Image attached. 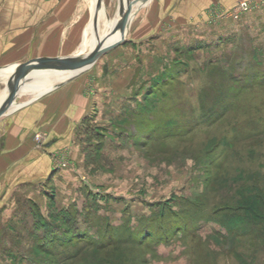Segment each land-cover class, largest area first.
Wrapping results in <instances>:
<instances>
[{"label": "rangeland", "instance_id": "rangeland-1", "mask_svg": "<svg viewBox=\"0 0 264 264\" xmlns=\"http://www.w3.org/2000/svg\"><path fill=\"white\" fill-rule=\"evenodd\" d=\"M210 11L203 31L126 33L86 77L73 137L46 150L38 134V160L0 170V264H264V0ZM41 76L17 105L57 82ZM125 238L144 242L109 247Z\"/></svg>", "mask_w": 264, "mask_h": 264}, {"label": "crops", "instance_id": "crops-1", "mask_svg": "<svg viewBox=\"0 0 264 264\" xmlns=\"http://www.w3.org/2000/svg\"><path fill=\"white\" fill-rule=\"evenodd\" d=\"M81 1L0 0V73H9L11 71L2 70L20 64L71 56L65 55L64 50L71 46L70 34L84 20ZM87 1L92 18L84 30L83 44L77 54L93 53L112 30L122 10L121 0H117L112 25L104 31L107 25L104 0ZM237 1L141 0L135 5L127 28L128 40L140 44L165 33L203 31L207 17L219 15L210 10L230 8ZM119 40L118 36L115 42ZM91 69L59 87L44 91V85L38 90L39 95L9 109L0 119V170L7 173L18 164L23 163L25 167V162L38 160L41 157L35 142L38 134H48L46 150L59 147L73 137L74 130L90 110L89 89L84 84Z\"/></svg>", "mask_w": 264, "mask_h": 264}, {"label": "water", "instance_id": "water-1", "mask_svg": "<svg viewBox=\"0 0 264 264\" xmlns=\"http://www.w3.org/2000/svg\"><path fill=\"white\" fill-rule=\"evenodd\" d=\"M140 1L123 0V17L120 24L101 43L94 54L89 56L72 55L53 59H42L36 62L20 64L12 68L11 77L7 82V89L10 95L0 105V119L8 114L9 108L17 101L25 85L34 80L39 73L52 70L71 73V76L56 86L59 87L95 66L103 55L113 50L125 40L135 5ZM116 36H119L120 40L109 45L108 39ZM7 69L9 68L3 69L2 71Z\"/></svg>", "mask_w": 264, "mask_h": 264}, {"label": "bare ground", "instance_id": "bare-ground-1", "mask_svg": "<svg viewBox=\"0 0 264 264\" xmlns=\"http://www.w3.org/2000/svg\"><path fill=\"white\" fill-rule=\"evenodd\" d=\"M122 2H123V0L120 1V7L123 10V4H122ZM122 10L119 13V16H118V18H117V20H116V22H115L112 30L107 34V36H106V38H104V40L107 39L108 36H109V34L112 31H114L118 27V25L120 24V22L122 20V17H123ZM117 37L118 36L112 37V38L108 39L109 40L108 41V44L110 45L112 43H115V40L117 39ZM101 43L98 46H96V48L93 50V53L88 52L87 54H77V56H89L91 54H94L98 50V48L100 47ZM4 71H11L12 72V68L11 69H7V70H4ZM40 76H41V79H43V80L57 81V82H54V83H51V84H45V90L44 91H47L49 89H52V88L56 87L58 84L62 83L63 81H65L69 76H71V73H69V72H60V71H51V72L50 71H45V72L39 73L36 76V79H34L33 81H31L30 83H27L25 85V87L23 88L21 94L24 95V93H25L26 90H28L29 88L33 87L37 83H42V82L39 81ZM44 91H42L41 93H43ZM17 104H18V102L16 101L9 109L17 106Z\"/></svg>", "mask_w": 264, "mask_h": 264}, {"label": "trees", "instance_id": "trees-1", "mask_svg": "<svg viewBox=\"0 0 264 264\" xmlns=\"http://www.w3.org/2000/svg\"><path fill=\"white\" fill-rule=\"evenodd\" d=\"M255 79L259 80L258 78H255ZM259 84L263 85L264 84V79L260 80ZM233 211L235 212L236 210H233ZM124 232L128 233V230H125ZM147 232H148V234H147L148 236L147 237H149V239L152 238L154 240V236L152 234H150V233H152V230H151L150 226L148 227V231ZM165 237L166 236H164L163 238H165ZM157 239H158L157 241L162 240V238H157ZM133 242L136 243V245L141 246L142 242H144V241H140V244H139V243L135 242L134 240L125 238L124 240L118 241L116 244H110L109 247L113 246L114 248H116L117 246H120L122 244H126V245L133 244ZM88 259L89 260H86V263L81 261V263L78 262L77 264H122V262L120 260H116V259H112L111 261H104V259H97V257H93V256L88 257Z\"/></svg>", "mask_w": 264, "mask_h": 264}, {"label": "built area", "instance_id": "built-area-1", "mask_svg": "<svg viewBox=\"0 0 264 264\" xmlns=\"http://www.w3.org/2000/svg\"><path fill=\"white\" fill-rule=\"evenodd\" d=\"M242 6H243V7H245V5H244V4H242ZM243 9H244V8H243Z\"/></svg>", "mask_w": 264, "mask_h": 264}]
</instances>
